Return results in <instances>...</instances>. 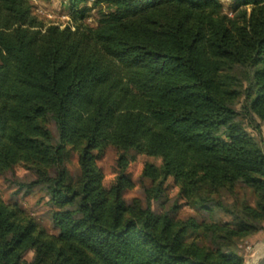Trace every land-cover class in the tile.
<instances>
[{"label": "trees", "instance_id": "16d2710c", "mask_svg": "<svg viewBox=\"0 0 264 264\" xmlns=\"http://www.w3.org/2000/svg\"><path fill=\"white\" fill-rule=\"evenodd\" d=\"M84 1L61 28L0 0V179L41 191L52 231L0 197V264H244L264 231V0ZM136 156L159 163L126 201Z\"/></svg>", "mask_w": 264, "mask_h": 264}, {"label": "rangeland", "instance_id": "374dc122", "mask_svg": "<svg viewBox=\"0 0 264 264\" xmlns=\"http://www.w3.org/2000/svg\"><path fill=\"white\" fill-rule=\"evenodd\" d=\"M92 0H85L84 5L90 6ZM223 6V10L228 15L232 14V1L231 0H218ZM32 15L37 18L44 26L47 25H57L59 27L71 26L73 27L72 20L69 15L68 2L67 0H30ZM96 10L92 9L83 19V24L88 27H94L96 24ZM264 125H261V134H257L251 129L248 132L251 136L255 138L259 146L264 151ZM115 152L107 148L104 151L103 156L99 159L96 164L101 169L103 174V183L105 185L115 176ZM149 162L157 165L158 160L152 158H147L145 156H136L134 161L128 167V173L132 183V188L125 192L124 198L126 201H130L132 198H142V189L147 185L146 181L140 179V172L143 163ZM67 168L71 175L77 173L76 167V157L72 155L69 158ZM32 176L28 174L22 167L18 166L15 169V179H10L12 181L17 180L20 183L29 181ZM168 190L169 198L175 197L176 187L170 181ZM4 182L0 179V197L8 203H15L19 207L23 208L28 214L32 215L39 225L48 232L51 231V227L48 221V207L47 199L44 194L35 188L28 196H23L22 193L15 194L17 187ZM181 204V203H180ZM187 215H193V212L186 207L181 205L179 209L178 216L185 217ZM240 252L244 257V264H257L260 258L264 255V231L258 233L257 235L246 239L241 247ZM30 258V255L26 257Z\"/></svg>", "mask_w": 264, "mask_h": 264}, {"label": "bare ground", "instance_id": "6f19581e", "mask_svg": "<svg viewBox=\"0 0 264 264\" xmlns=\"http://www.w3.org/2000/svg\"><path fill=\"white\" fill-rule=\"evenodd\" d=\"M262 260H264V255L260 258V260L257 262V264H259L260 262H262Z\"/></svg>", "mask_w": 264, "mask_h": 264}, {"label": "water", "instance_id": "95a60500", "mask_svg": "<svg viewBox=\"0 0 264 264\" xmlns=\"http://www.w3.org/2000/svg\"><path fill=\"white\" fill-rule=\"evenodd\" d=\"M259 264H264V260H262V262H260Z\"/></svg>", "mask_w": 264, "mask_h": 264}]
</instances>
